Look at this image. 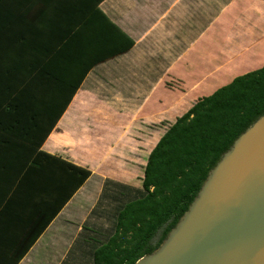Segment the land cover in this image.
<instances>
[{
	"label": "crops",
	"instance_id": "0c3cea01",
	"mask_svg": "<svg viewBox=\"0 0 264 264\" xmlns=\"http://www.w3.org/2000/svg\"><path fill=\"white\" fill-rule=\"evenodd\" d=\"M25 10L21 30L37 57L28 83L39 100H62L60 109L72 98L30 162L43 152L92 175L62 209L47 206L48 216L58 213L46 228L0 226V264H15L28 235L33 243L16 264H94L119 198L141 189L136 179L168 127L264 67V0H33ZM156 124L165 130L159 140Z\"/></svg>",
	"mask_w": 264,
	"mask_h": 264
},
{
	"label": "trees",
	"instance_id": "16d2710c",
	"mask_svg": "<svg viewBox=\"0 0 264 264\" xmlns=\"http://www.w3.org/2000/svg\"><path fill=\"white\" fill-rule=\"evenodd\" d=\"M32 1L0 0V203H6L0 214L3 231L26 222L41 230L46 228L58 213L53 209L48 216L47 209L53 205L62 209L92 175L90 170L43 152L42 161L30 162L72 99L60 109L62 100H39L37 84L28 83L29 70L36 79L37 57L27 43L31 37L28 30H21V25ZM125 38L129 49L133 41ZM53 102L59 112L53 109ZM262 115L264 67L199 99L177 118L149 155L142 189L119 198L107 239L98 241L101 245L92 253L93 263L135 264L157 250L189 209L210 171ZM53 166L54 180L48 170ZM54 183L57 197L52 202L50 188ZM10 190L13 193L8 196ZM29 238L33 237L28 235L17 245L15 264L31 247Z\"/></svg>",
	"mask_w": 264,
	"mask_h": 264
},
{
	"label": "water",
	"instance_id": "95a60500",
	"mask_svg": "<svg viewBox=\"0 0 264 264\" xmlns=\"http://www.w3.org/2000/svg\"><path fill=\"white\" fill-rule=\"evenodd\" d=\"M135 264H264V115L210 171L161 246Z\"/></svg>",
	"mask_w": 264,
	"mask_h": 264
},
{
	"label": "rangeland",
	"instance_id": "374dc122",
	"mask_svg": "<svg viewBox=\"0 0 264 264\" xmlns=\"http://www.w3.org/2000/svg\"><path fill=\"white\" fill-rule=\"evenodd\" d=\"M152 129L155 131V136H156V139L155 140H159V138L163 135L164 133V126H162L161 124H156L154 126H152ZM153 136V134H152ZM152 144V143H151ZM141 150L142 152L145 151V153L147 152V150L149 149V146L147 144V146H144V145H141ZM141 180H143V170L140 171V177L136 179V182H141ZM141 189H142V186H141ZM157 239V237L155 238V240Z\"/></svg>",
	"mask_w": 264,
	"mask_h": 264
}]
</instances>
